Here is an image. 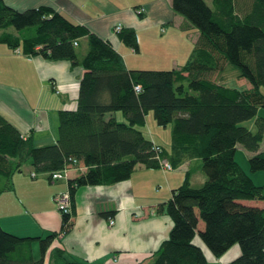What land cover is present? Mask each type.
Listing matches in <instances>:
<instances>
[{
    "label": "trees",
    "instance_id": "1",
    "mask_svg": "<svg viewBox=\"0 0 264 264\" xmlns=\"http://www.w3.org/2000/svg\"><path fill=\"white\" fill-rule=\"evenodd\" d=\"M141 7L135 9L143 16ZM172 7L184 15L183 27L199 30L188 59L170 68H135L108 38L62 10L47 4L19 9L0 0V42L84 68L76 106L59 109L54 141L35 143L0 113V193L14 188V173L29 163L33 177L44 173L50 181L53 172L67 168L60 178H67L70 202L68 211L60 208V227L44 235L18 234L0 223V264H45L52 241L73 225L79 186L114 183L138 165L158 166L163 158L175 167L196 161L155 208L173 223L149 264H220L207 258L195 237L215 257L238 243L240 252L225 264H264V205L246 202L264 200V184L235 158L241 144L252 152L250 169L264 168V116L258 112L264 107V0H213L212 5L172 0ZM115 31L138 48L133 26ZM82 40L86 47L78 49ZM230 62L238 67L235 75L247 77L251 86L230 85L220 76ZM149 110L159 124H172L170 149L144 131ZM250 118L255 129L242 124ZM70 168L77 173L69 176ZM198 169L205 179L193 185ZM111 211L102 213L109 217ZM49 259V264H83L62 246H54Z\"/></svg>",
    "mask_w": 264,
    "mask_h": 264
},
{
    "label": "crops",
    "instance_id": "2",
    "mask_svg": "<svg viewBox=\"0 0 264 264\" xmlns=\"http://www.w3.org/2000/svg\"><path fill=\"white\" fill-rule=\"evenodd\" d=\"M6 1L19 9L47 4L62 10L98 35L108 38L128 67L178 66L188 59L199 35L195 26L183 27L186 19L183 14L175 12L172 0ZM206 1L212 5L213 0ZM138 5L144 8L143 16L135 9ZM118 22L136 29V50L114 30ZM83 71L81 65H73L69 59L28 54L0 42V113L35 143L54 141L58 135L59 109L76 106ZM220 76L227 77L225 72ZM252 121L249 126L255 129L254 119ZM151 137L170 149L171 145ZM263 140L260 149H264ZM245 151L248 157L252 154L247 149ZM195 161V158L187 159L171 169L161 164L154 167L138 165L126 179L79 186L75 192L73 225L52 241L46 252L45 264H49V254L54 246L64 247L70 257L81 260L83 264H149L153 252L168 236L173 223L169 214L157 212L155 208L158 202L171 195L173 187L183 181L185 170ZM76 173L77 168H70L69 176ZM247 173L251 176L250 172ZM202 178L204 180L205 176ZM13 180L14 188L0 193V223L4 228L18 234H44L47 227H57L59 219L61 224L54 203L55 193L67 189V178L53 181L32 179L26 172L16 171ZM38 185L47 186L49 192L38 193ZM39 200L50 204L42 208L38 205ZM246 202L264 205V200L253 202L249 199ZM46 210L51 215L44 222L40 215ZM110 210L115 219L112 224L102 213ZM195 241L203 247L208 259L219 261L199 237H195ZM230 250L228 257H224ZM239 252V244L234 243L222 254L220 264H225Z\"/></svg>",
    "mask_w": 264,
    "mask_h": 264
},
{
    "label": "rangeland",
    "instance_id": "3",
    "mask_svg": "<svg viewBox=\"0 0 264 264\" xmlns=\"http://www.w3.org/2000/svg\"><path fill=\"white\" fill-rule=\"evenodd\" d=\"M86 44H87L86 41L82 40L80 46L78 47V49H80V48L84 49L86 47ZM228 64H229L230 68L226 69V71H225V75L228 77V79H227V83L228 84L239 86V87H249V86L252 85L251 81L247 77H238V76L235 75L236 70L238 71V67H236L231 62L228 63ZM260 89H261V91L264 92V84L260 85ZM259 114L264 116V107H261V109L259 111ZM146 118H147L146 124L143 126L144 131L146 133H148L149 136H154L159 141L164 143L165 145L170 146L171 145V126H172V124L168 123L166 126H164L162 124H159L156 121V118L154 116L153 110H149V112L146 115ZM252 123H253V121H252L251 118L242 121V124H246V125H251ZM262 145L264 147V140H263ZM245 150H246L245 147L240 145V147L236 150V159L245 167L246 171L251 173V176L253 177V179H254V181L256 183L264 184V168L252 171L250 169L249 157L247 156ZM169 169H171V168H169ZM30 170H31L30 164L29 163H24L23 170H20L19 172L20 173H25L26 172L30 176V178H32V179L41 178V179L48 180L47 174L43 173V174H40V175L36 176V178H35V177L32 176ZM203 175L205 176V173L202 171V169H198L192 175L191 183L193 185H200L203 182V178H202ZM57 179H60V178H57ZM57 179H54V180H57ZM60 182H63V181H60ZM37 192L40 193V194H42V193L43 194H47L49 192V190H48V187L45 186V185H43V186L42 185H38ZM58 192H60V191H58ZM34 193H36V192H34ZM53 201H54V199H53ZM254 201L263 202V200H260V199H253V202ZM54 203H55L56 208H57V210L59 212L58 214L61 217V209L59 208V206H58L56 201H54ZM33 204H35V203L33 202ZM49 204H50L49 201H45V200H42V201L39 200V202H38V205L40 207H42V208L48 207ZM50 215H51V212H48L46 210L40 215V219L42 221L46 222L47 218ZM24 219H25V221L29 220V218H24ZM24 219H22V221H24ZM59 222H60V219H59ZM59 222H58L57 227H53V228L47 227L48 229L44 230L45 231L44 234H46L49 230L58 229L60 227L59 225H61ZM33 246H34V253H35L36 256H38L40 254V252H39V240L35 239ZM231 250H233V249H231ZM231 250L228 253H226V255H223V256L224 257L225 256L228 257V254H230L232 252ZM220 257H217L215 259L221 261L223 258H220ZM209 259H210V261H212V258H209ZM231 259L232 258H230L228 260L230 261ZM219 261H217V263H220ZM229 261H227V263Z\"/></svg>",
    "mask_w": 264,
    "mask_h": 264
},
{
    "label": "built area",
    "instance_id": "4",
    "mask_svg": "<svg viewBox=\"0 0 264 264\" xmlns=\"http://www.w3.org/2000/svg\"><path fill=\"white\" fill-rule=\"evenodd\" d=\"M141 9H144V8L141 7ZM121 26H122V23L118 22L114 25V29L119 30L121 28ZM76 42L77 41L75 40V43ZM16 50L19 51V48L17 47ZM137 88H139V87L137 86ZM156 147L159 148L160 146L156 144ZM160 162L164 168H173V165L171 164V162L168 159L163 158L162 160H160ZM67 173H68L67 168L63 171L57 170V171L52 173V177L54 179L64 177V176H67ZM32 174H35V173L33 172ZM55 200H56L59 208H62L64 211H68L70 209L69 192L67 190L56 193L55 194ZM114 221H115V219L113 218V216H109V223L112 224V223H114Z\"/></svg>",
    "mask_w": 264,
    "mask_h": 264
}]
</instances>
